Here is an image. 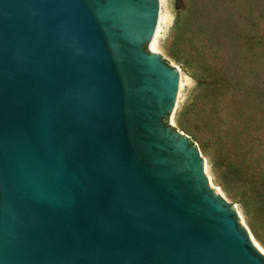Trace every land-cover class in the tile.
I'll use <instances>...</instances> for the list:
<instances>
[{"label":"water","instance_id":"95a60500","mask_svg":"<svg viewBox=\"0 0 264 264\" xmlns=\"http://www.w3.org/2000/svg\"><path fill=\"white\" fill-rule=\"evenodd\" d=\"M160 13L0 0V264H264Z\"/></svg>","mask_w":264,"mask_h":264},{"label":"rangeland","instance_id":"374dc122","mask_svg":"<svg viewBox=\"0 0 264 264\" xmlns=\"http://www.w3.org/2000/svg\"><path fill=\"white\" fill-rule=\"evenodd\" d=\"M160 20L196 94H202L199 52L223 74L240 79V89L252 91L215 102V121L232 135L239 121L264 116V0H161ZM229 43H238L240 50L233 52ZM254 212L264 231V218Z\"/></svg>","mask_w":264,"mask_h":264},{"label":"trees","instance_id":"16d2710c","mask_svg":"<svg viewBox=\"0 0 264 264\" xmlns=\"http://www.w3.org/2000/svg\"><path fill=\"white\" fill-rule=\"evenodd\" d=\"M227 47L233 52L240 50L238 43H229ZM195 60L202 94L197 93L181 115L193 112L210 130L217 151L216 162L222 169L225 184L239 189L246 206L264 218V116L260 119L245 118L237 124L235 134L227 132L223 122L215 121L212 116L217 112L215 102L225 97H238L239 92L248 96L252 91L240 89V79L223 74L206 53L199 52ZM242 108H248V104ZM182 126L188 129L187 125Z\"/></svg>","mask_w":264,"mask_h":264}]
</instances>
